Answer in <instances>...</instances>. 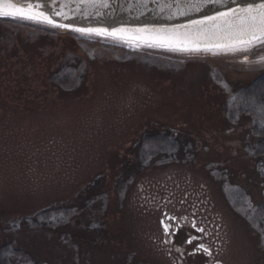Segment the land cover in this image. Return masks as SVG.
<instances>
[{"label": "rangeland", "instance_id": "374dc122", "mask_svg": "<svg viewBox=\"0 0 264 264\" xmlns=\"http://www.w3.org/2000/svg\"><path fill=\"white\" fill-rule=\"evenodd\" d=\"M225 65L0 22V246L41 264H165L147 201L168 195L218 219L229 264H264L248 149L264 109L241 94L264 70ZM62 67L68 83L51 84ZM53 207V226L26 223Z\"/></svg>", "mask_w": 264, "mask_h": 264}, {"label": "water", "instance_id": "95a60500", "mask_svg": "<svg viewBox=\"0 0 264 264\" xmlns=\"http://www.w3.org/2000/svg\"><path fill=\"white\" fill-rule=\"evenodd\" d=\"M24 5L26 0H15ZM32 7L51 17L56 23L69 25L70 28H53L46 23H37L31 20L0 17V20H10L23 25L57 34H69L79 38H86L121 45L132 51L146 50L177 58H215L219 59L228 69L236 72H250L264 70V50L256 49L264 46L257 45L248 52H211L185 53L170 51L166 47L149 46L142 40H117L110 36L81 34L72 31V28L98 29L103 31L125 30L129 35L137 34L138 30L173 29L181 30L191 28L194 21L214 16L219 12L231 8H238L258 0H223L214 3L213 0H201L202 7L199 11L189 9L187 0H30ZM185 15H179V12ZM59 13V15H57ZM207 42V41H204ZM247 57V62H245ZM163 228V227H162ZM220 264V263H219Z\"/></svg>", "mask_w": 264, "mask_h": 264}, {"label": "snow or ice", "instance_id": "6c2138e0", "mask_svg": "<svg viewBox=\"0 0 264 264\" xmlns=\"http://www.w3.org/2000/svg\"><path fill=\"white\" fill-rule=\"evenodd\" d=\"M213 2L222 3L223 0H213ZM186 6L189 9L199 11L203 5L201 0H187ZM178 14L185 15L187 13L181 11ZM0 17L46 23L53 28H70L69 25L58 24L43 12L34 9L30 0H26L24 5L18 4L15 0H0ZM71 30L80 32L81 34L110 36L117 40L128 41L139 39L149 46L166 47L170 51L193 54L211 52L215 55L221 51L230 53L248 52L257 45L264 46V0H258L257 3L239 6L238 8H231L219 12L214 16L194 21L191 28L184 30L178 28L138 30L135 35H129L123 29L103 31L98 29L72 28ZM245 62H247V57H245ZM260 62H264V57L260 58ZM173 219L175 218L165 217V219L161 220L166 239L174 234L170 232L172 225L167 222ZM196 231L202 233L203 229L197 228ZM198 239L197 236L190 235L186 243L192 244ZM201 250L211 256L209 249L202 243H199L195 246L194 251Z\"/></svg>", "mask_w": 264, "mask_h": 264}, {"label": "flooded vegetation", "instance_id": "af4514ba", "mask_svg": "<svg viewBox=\"0 0 264 264\" xmlns=\"http://www.w3.org/2000/svg\"><path fill=\"white\" fill-rule=\"evenodd\" d=\"M263 50L264 47L255 51ZM170 195L177 196L174 193ZM170 197L169 199L168 195L164 197L161 195L147 201L148 206L159 215V232L151 238L157 251V254L154 252V256L164 260L165 264H217V262L229 264V254L218 219L208 213L197 199ZM165 217L175 218L167 221L172 225L170 232L174 233L167 239L161 225V220ZM197 228L203 229V232H197ZM190 235H195L199 239L188 244L186 241ZM199 243L209 249L211 256L202 250L194 251Z\"/></svg>", "mask_w": 264, "mask_h": 264}, {"label": "trees", "instance_id": "16d2710c", "mask_svg": "<svg viewBox=\"0 0 264 264\" xmlns=\"http://www.w3.org/2000/svg\"><path fill=\"white\" fill-rule=\"evenodd\" d=\"M1 23L3 24H15V25H20L23 27H27L31 30H36L39 32H42L43 34H54V35H62V34H57L54 32H49L46 30H41L38 28H34V27H30L27 25H23L17 22H13L10 20H0ZM68 35V34H67ZM71 36L73 39L75 40H88V41H94L92 39H86V38H79L76 37L74 35H69ZM99 42V41H96ZM153 52V51H151ZM156 53V52H154ZM68 71L66 70L65 67L59 68L56 70L55 73H53L49 79L50 83L55 85L57 83H61L62 85L67 84V75H68ZM242 96L244 95L245 98V102L244 104L246 105V103H251V102H256L258 103L263 109H264V72L257 77L252 83H250V85L248 86V88L241 93ZM250 100V101H247ZM253 100V101H252ZM240 110H247L245 106H241ZM248 111V110H247ZM254 133L256 135H259V141L257 143V145L255 147H249V151L252 154V156L257 158L258 164H259V170H260V174L261 177L263 179V186H264V130L262 128H260L257 124V122H255V127H254ZM163 138L166 136H162ZM160 137V135H155V134H149V136H146L143 138L144 141H152L154 142L155 140H158ZM167 138V137H166ZM141 149V147H140ZM59 210L58 207H53V208H49L46 209L42 212H38V214H36L33 218H29L26 223L28 222L31 228H41L43 226H48L51 227L53 226L55 223L51 222L50 223V218H51V213H57ZM256 213H261L262 215V221L259 223V229L261 230V234H264V204H260L259 207L257 208ZM54 215V214H53ZM13 254L14 256L20 258L23 262V264H41L39 262H37L33 256L22 250V249H18L13 247V245L11 243H6L4 245L0 246V264H10L9 263V259L7 258V256L9 254Z\"/></svg>", "mask_w": 264, "mask_h": 264}]
</instances>
